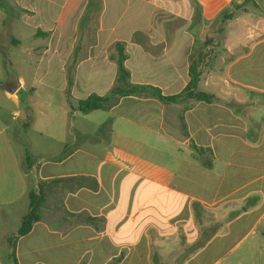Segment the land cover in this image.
I'll return each mask as SVG.
<instances>
[{
	"label": "crops",
	"instance_id": "1",
	"mask_svg": "<svg viewBox=\"0 0 264 264\" xmlns=\"http://www.w3.org/2000/svg\"><path fill=\"white\" fill-rule=\"evenodd\" d=\"M87 3L0 0V93L13 106L26 88L67 92L79 42L70 103L110 91L117 64L109 48L119 41L127 44L133 83L180 93L199 43L189 30L195 3L203 30L223 12L222 41L208 37L198 83L213 99L168 106L125 97L96 119L98 128L111 119L104 135L64 127L49 134L59 149L36 162L17 156L8 124H0V201L23 203L21 227L29 193L44 198L40 220L17 237L15 262L218 264L223 251L264 247V0H102L88 26L96 27L94 45L93 35L79 33ZM17 23L31 41L42 39L25 49L35 61L28 80L14 68L13 61H26L15 51L23 46ZM136 32L147 36V46L133 39ZM70 105L74 123L80 112ZM153 137L177 143V152L158 150ZM78 139L99 148H82Z\"/></svg>",
	"mask_w": 264,
	"mask_h": 264
},
{
	"label": "rangeland",
	"instance_id": "2",
	"mask_svg": "<svg viewBox=\"0 0 264 264\" xmlns=\"http://www.w3.org/2000/svg\"><path fill=\"white\" fill-rule=\"evenodd\" d=\"M157 19H170V21H174L171 25L174 24L176 26L180 23L179 21H175V18L171 19L170 16L166 15H158ZM17 26L23 33V46L15 49V51L20 57L25 58L26 61L22 65L17 61H13L15 63L14 68L19 69L18 71L21 70L24 78L28 80L32 79L35 67V63L33 62L35 61L25 52V49L38 44L42 39L36 42L31 41L29 30L19 23H17ZM222 27L221 16L217 17L213 26L209 29L203 30L201 26H198L196 30L199 43L195 50L198 52L201 50L207 51V44L204 43V40L209 36H215L222 41ZM218 48L222 49V43ZM5 77L6 72L4 71L0 75V80H3ZM19 99V104L15 107L10 100L5 98L3 93H0V104L4 105L3 107L0 106V124H8L9 130L7 134L13 149L19 158L28 157L29 162H36L40 156L46 155L47 150L57 151L60 145L56 141H51L49 134H53V132L60 133L64 127H66V131L73 132V135L78 132L81 125L87 126L91 134L95 132L96 134L104 135L106 133L103 127L98 128L95 124L96 119L107 116L108 111L105 110H98L93 112V114L90 112L86 114L80 112L74 123H72L74 117L70 104L76 105L77 102L71 100L70 103L69 91H53L39 85L36 90L26 88L21 91ZM48 119H51L50 124L47 121ZM151 140L158 150L171 151V153L177 152V143L168 139H158L157 137H153ZM77 141L81 143L82 148H99V143H96L92 147L85 140L78 139ZM70 148L75 149V146H70ZM159 155L157 152V154H153L152 158L158 161ZM11 210L13 216L10 213ZM20 210H25L21 202L14 205H4L0 201V264L15 263L17 251L15 245L17 240L16 235L21 224L20 219H17V217L21 213ZM251 239L252 237L248 241H252ZM218 256H222L218 264H264V247H236L229 254L225 255V251H223Z\"/></svg>",
	"mask_w": 264,
	"mask_h": 264
},
{
	"label": "trees",
	"instance_id": "3",
	"mask_svg": "<svg viewBox=\"0 0 264 264\" xmlns=\"http://www.w3.org/2000/svg\"><path fill=\"white\" fill-rule=\"evenodd\" d=\"M102 6V0H88L86 11L79 24V33H81V36L84 33H87L90 36L93 35L91 45L95 44L94 36L96 27L88 28L90 24L89 22L92 21L94 16L98 17ZM194 8L195 12L192 18V23L189 26V30L192 32L195 39H197L198 36L196 29L201 24L202 8L197 3H195ZM219 16H221V20L223 22V12H221ZM133 39L147 46V36L142 32H136L133 36ZM205 44H209L208 38L205 40ZM81 48L82 44L79 42L75 48L71 62L67 66L68 91L73 83V68L77 62V53ZM206 53L207 51L204 50L199 52L195 50V52H193L194 58L190 61V81L188 85L180 93L166 96L162 94L161 89L158 87L146 84H137L131 81V72L125 65V61L128 58L127 44L120 41L115 42L109 48V58L115 61L117 64V74L113 87L107 94L103 96L93 93L86 99L79 100L76 106H72V109L84 114L95 110L109 111L115 107L121 99L129 96H135L144 99H155L168 106L182 104L189 100L209 102L211 99H213V95L198 90V83L202 75V66H204V63L206 62ZM110 123L111 119L105 122L102 126L106 127ZM43 200L44 198L41 194H36L34 192L29 193V213L24 217L22 225L17 232L16 238L29 233L33 224L40 220V208L42 206Z\"/></svg>",
	"mask_w": 264,
	"mask_h": 264
}]
</instances>
